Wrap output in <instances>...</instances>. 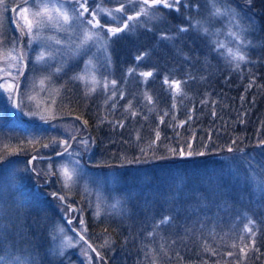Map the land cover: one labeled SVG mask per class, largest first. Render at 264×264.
<instances>
[{
	"label": "trees",
	"instance_id": "obj_1",
	"mask_svg": "<svg viewBox=\"0 0 264 264\" xmlns=\"http://www.w3.org/2000/svg\"><path fill=\"white\" fill-rule=\"evenodd\" d=\"M220 1L243 12L252 27L248 61L240 69L223 63L220 48L193 27L198 12L171 9L150 28L113 43L118 75L126 76L131 68L152 73L146 90L156 105L153 112L145 108L132 114L135 104H143L142 85L134 78L133 84L127 83L128 93L138 95L129 109L120 100L115 110L108 105L100 111L102 106L81 82L68 93L73 115L95 140L96 157H108L103 164L85 157L86 165L122 172L125 210H108L97 219L87 212L95 232L91 243L102 241V234L113 242L106 264H264V190L245 169L254 160L253 172L264 180V0ZM165 79L182 81L185 94L173 100ZM114 120L126 124L119 127ZM22 121L19 117L9 125L21 128ZM136 127L157 149V158L138 154L121 164L119 147L126 140L130 151H139L130 133ZM4 183L0 180L14 232L0 236V264L16 254H24L29 264H51L50 239L42 223L49 216L36 196L46 203L57 196L46 197L35 189L34 196L23 194L30 197L24 204L17 182L5 183L7 188ZM17 205L19 213H12Z\"/></svg>",
	"mask_w": 264,
	"mask_h": 264
},
{
	"label": "rangeland",
	"instance_id": "obj_2",
	"mask_svg": "<svg viewBox=\"0 0 264 264\" xmlns=\"http://www.w3.org/2000/svg\"><path fill=\"white\" fill-rule=\"evenodd\" d=\"M73 2L74 0H0V180L7 184L15 180L17 183L14 186L21 192L22 198H25L24 204L30 197L26 198L23 194H33L38 184L41 185V192H57L65 196L67 204H63L60 196L49 203L36 196L38 202L45 204L43 213L46 211L49 216L46 219L40 217L48 230L50 244L47 253L51 264H106L104 259L112 250L113 242L108 234H102V241L91 243L95 232L89 227L87 212L90 210L97 219L108 210H125L128 202L122 193V172L111 167L94 169L86 165L85 157L92 164L96 163V159L103 164L108 157L104 156V160L96 157L94 138L85 134L83 123L70 117L74 109L72 96L68 93L72 89L74 91V85L81 82L90 96L96 98V104L102 106L100 111L108 105L115 110L120 106V100H125L123 108L129 109L138 95L137 91L130 96L128 93L127 83L134 78L142 85L139 95L143 104L137 106L134 103L132 114L144 112L145 108L150 109L148 113L153 112L156 105L146 90L151 76L145 77L142 74L147 73L146 71H136L133 68L127 70L129 72L123 77L115 72L112 50L115 39L150 28L152 24L163 20L171 9L179 13L181 8H186L185 14H188L187 10L193 9L199 13L193 21V27L207 35L210 42L220 48L223 63H229L238 70L248 61L247 48L251 43L252 27L243 12L220 0H179L172 8L160 4L150 8L147 15L141 14L131 21L126 17L136 16L140 12L141 0H88V13L82 19H73L67 31H62L57 26L55 12H52L51 21L36 15L45 4L50 9L51 4H62L69 14L75 16L72 11ZM168 2L171 3V0ZM121 3L124 4V11L117 12ZM213 4L222 11L230 8L239 24L231 21L232 13L214 15ZM191 6L194 7L190 8ZM25 8L26 12L23 11ZM13 9L18 27L12 23ZM93 10L97 12L99 24L104 27H93L86 23L92 19L89 13ZM109 12L111 15H108ZM125 23L128 27L123 31L116 34L109 32V29L123 28ZM29 24L32 26L31 33L28 31ZM204 28L208 32H204ZM230 32H237L240 39L229 35ZM85 34H90L92 38L84 42ZM57 40L61 43H56ZM218 44L224 47H218ZM228 49H232L233 53L239 50L245 59H234ZM41 53L46 57L43 61L37 60ZM68 72L71 77L67 75ZM81 76L83 79L79 78ZM92 77L95 78V83L92 82ZM174 81L176 80L165 79V88L171 92L173 100L185 94L182 81H178L179 90L174 87ZM16 105H19L18 111ZM172 106L178 108L175 102ZM19 117L25 120L22 121L21 128L11 127L9 124L18 123ZM99 119L102 122L104 115L100 113ZM125 124V121H113V125L119 127ZM141 129L136 127L130 132L132 142L138 146L139 151L129 150V140L119 147L118 158L121 164L129 163L138 154L148 160L157 158L153 157L157 149L143 140ZM120 134L123 138L124 132L121 131ZM37 144L38 148H34ZM35 153L51 156L35 159L33 163L34 168L44 177L37 176L30 168L29 159ZM249 160L252 164L255 163L254 160ZM250 162H247L245 169L251 171L258 188L264 190V180L256 176L257 173L253 172L255 168ZM5 187L7 188L6 185ZM0 188V236L8 237L14 232V225L10 215L6 214V189ZM70 203L78 208L70 207ZM11 211L19 213L18 205L12 207ZM73 217L71 225L68 224L67 219ZM26 259L24 254L11 255L6 264H29L30 261Z\"/></svg>",
	"mask_w": 264,
	"mask_h": 264
},
{
	"label": "snow or ice",
	"instance_id": "obj_3",
	"mask_svg": "<svg viewBox=\"0 0 264 264\" xmlns=\"http://www.w3.org/2000/svg\"><path fill=\"white\" fill-rule=\"evenodd\" d=\"M178 3H179V0H171V3H169L168 0H151V2H150V0H141L142 6L140 9V12H137L136 16H128V17H126V19L131 21V20H135L141 14L147 15L150 8H154L155 6L160 5V4H163L164 7L172 8L174 5H176ZM87 4H88V0H74L72 11H73V13H75V16L69 14L68 10L64 9L62 4L59 6L57 4H51V9L49 8L48 4H45L42 7L41 12L36 13V15L42 16V17L46 18L47 20L51 21L53 19L52 12H55V14H56L55 19L57 21V26L60 28V30L67 31L71 27L73 19H82L84 14L88 13L89 10H88ZM213 9H214V11H213L214 15H223L226 13H232V10L230 8L222 11L221 9L216 8L214 4H213ZM23 11L26 12L27 9L25 8V9H23ZM116 11L117 12H123L124 11V4L121 3V7L119 9H116ZM89 15L92 17V19L87 20L86 23L92 25L93 27H104V26L100 25L99 21L96 19V15H97L96 10H93V12L89 13ZM108 15H111V12H109ZM230 19L233 23H235L237 25L239 24V21L236 19V16L234 13H232ZM38 27H39V25H38ZM127 27H128V25H127V23H125L123 25V28L109 29V32L111 34H116V33L123 31ZM28 31H29V33H31V31H32L31 24L28 25ZM181 31H186V29H181ZM203 31L208 32V29L204 28ZM229 35L233 36L234 38H236L238 40L240 39L237 32H230ZM91 38L92 37L90 34H85L84 42H86L87 40H89ZM56 43H61V41L57 40ZM241 43H243V41H241ZM218 47H224V45L218 44ZM228 52L233 56L234 59H239V60L245 59V57L243 56L242 53L239 52V50H237L236 52L233 53L232 49H228ZM45 58H46L45 54L41 53V55L37 57V60L43 61V60H45ZM88 66L89 67L91 66V61L88 62ZM60 70L61 69H57V71H60ZM142 75L145 77H150V76H152V73L147 72V73H143ZM79 78L83 79L82 76ZM92 82L93 83L96 82L94 77H92ZM112 83L115 84V81H113ZM173 85L177 90H179V82L178 81H174ZM17 107H19V105H17ZM65 151H67V147L65 148ZM229 151H231V149H229ZM188 155H192V153L189 152ZM201 155H202V153H201ZM64 172H67V169H64ZM248 230L250 231V229H248ZM61 231H62V229H61ZM97 255H99V253H97Z\"/></svg>",
	"mask_w": 264,
	"mask_h": 264
},
{
	"label": "bare ground",
	"instance_id": "obj_4",
	"mask_svg": "<svg viewBox=\"0 0 264 264\" xmlns=\"http://www.w3.org/2000/svg\"><path fill=\"white\" fill-rule=\"evenodd\" d=\"M16 109H17V111H18V107L16 106ZM70 117H73V118H77V116L76 115H70ZM42 122H44V121H42ZM39 123H41V122H39ZM88 135V134H87ZM75 139V138H74ZM36 154V153H35ZM34 154H32L31 156H30V158L33 156ZM54 156V155H53ZM49 157H51V156H49ZM48 157V158H49ZM29 162H30V159H29ZM30 168H31V165H30ZM31 170L33 171V172H35L32 168H31ZM35 170L37 171V172H35L38 176H41V177H44V175L43 174H41L40 172H38V170L35 168ZM40 187H41V185L39 186V184L38 185H36L35 186V189L41 194V195H43V196H46V197H55V196H60V198L62 199V202H63V204H67L68 202H67V200H66V198H65V196L63 195V194H61V193H57V192H55V194H50V193H45V192H41L40 191ZM61 195L62 196H64V198H65V202L63 201V198L61 197ZM69 206L70 205H74V207H77L78 208V206H76L75 204H68ZM71 207V206H70ZM75 217H73V218H68L67 219V223L68 224H70L71 225V220L72 219H74ZM70 219V221H68ZM74 230L75 231H77L75 228H74Z\"/></svg>",
	"mask_w": 264,
	"mask_h": 264
},
{
	"label": "water",
	"instance_id": "obj_5",
	"mask_svg": "<svg viewBox=\"0 0 264 264\" xmlns=\"http://www.w3.org/2000/svg\"><path fill=\"white\" fill-rule=\"evenodd\" d=\"M13 20H14V22L16 23V21H15V16H14V9H13ZM48 157H49V156H46V155L34 154V155L30 158V165H31V168H32L35 172H37V171L35 170L34 166H33V163H34L35 159H45V158H48ZM61 197L63 198V201L65 202V198H64V196L61 195ZM70 206H71V207H74V205H70ZM68 221H70V219H69ZM95 250H96V249H95ZM96 252L98 253L97 250H96Z\"/></svg>",
	"mask_w": 264,
	"mask_h": 264
}]
</instances>
